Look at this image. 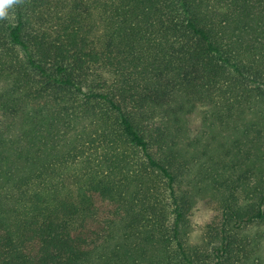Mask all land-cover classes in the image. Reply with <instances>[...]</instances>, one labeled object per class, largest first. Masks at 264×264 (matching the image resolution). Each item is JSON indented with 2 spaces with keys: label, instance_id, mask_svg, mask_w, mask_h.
<instances>
[{
  "label": "trees",
  "instance_id": "trees-1",
  "mask_svg": "<svg viewBox=\"0 0 264 264\" xmlns=\"http://www.w3.org/2000/svg\"><path fill=\"white\" fill-rule=\"evenodd\" d=\"M0 264H264V0H15Z\"/></svg>",
  "mask_w": 264,
  "mask_h": 264
},
{
  "label": "clouds",
  "instance_id": "clouds-1",
  "mask_svg": "<svg viewBox=\"0 0 264 264\" xmlns=\"http://www.w3.org/2000/svg\"><path fill=\"white\" fill-rule=\"evenodd\" d=\"M15 0H0V19H3L7 15V8L11 6Z\"/></svg>",
  "mask_w": 264,
  "mask_h": 264
}]
</instances>
